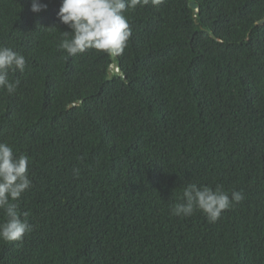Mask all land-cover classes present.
Returning <instances> with one entry per match:
<instances>
[{
	"label": "trees",
	"instance_id": "16d2710c",
	"mask_svg": "<svg viewBox=\"0 0 264 264\" xmlns=\"http://www.w3.org/2000/svg\"><path fill=\"white\" fill-rule=\"evenodd\" d=\"M40 2L0 0V46L26 57L0 142L32 180L31 231L0 264H264V0L137 6L116 57L69 56L60 0ZM192 182L245 199L215 223L171 215Z\"/></svg>",
	"mask_w": 264,
	"mask_h": 264
},
{
	"label": "clouds",
	"instance_id": "9594fccd",
	"mask_svg": "<svg viewBox=\"0 0 264 264\" xmlns=\"http://www.w3.org/2000/svg\"><path fill=\"white\" fill-rule=\"evenodd\" d=\"M164 0H60L58 20L69 31L61 32L58 47L69 56H76L92 49L111 57L119 56L128 45L132 35L129 18L125 12L134 11L137 6L161 5ZM47 5L40 0H30V11L39 13ZM26 57L9 47L0 46V89L8 95L16 93L19 79L11 80L10 73H23ZM73 174L79 175V169ZM32 186L29 174V157L16 156L12 146L0 142V212L4 219L0 222V241L20 242L31 231L27 219H21L19 201L24 192ZM170 210L176 217H191L200 211L208 222L215 223L223 212L242 202L245 197L241 191L230 193L222 186L215 188L188 183ZM25 217L27 213L23 214Z\"/></svg>",
	"mask_w": 264,
	"mask_h": 264
},
{
	"label": "water",
	"instance_id": "95a60500",
	"mask_svg": "<svg viewBox=\"0 0 264 264\" xmlns=\"http://www.w3.org/2000/svg\"><path fill=\"white\" fill-rule=\"evenodd\" d=\"M190 5H191L192 7H194V3H193V2H191Z\"/></svg>",
	"mask_w": 264,
	"mask_h": 264
}]
</instances>
